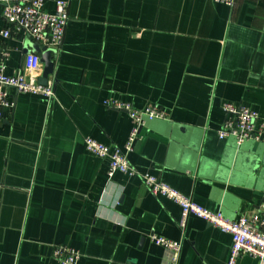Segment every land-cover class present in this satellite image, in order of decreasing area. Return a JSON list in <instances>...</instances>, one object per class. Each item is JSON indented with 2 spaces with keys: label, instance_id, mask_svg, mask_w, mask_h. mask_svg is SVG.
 Masks as SVG:
<instances>
[{
  "label": "crops",
  "instance_id": "obj_1",
  "mask_svg": "<svg viewBox=\"0 0 264 264\" xmlns=\"http://www.w3.org/2000/svg\"><path fill=\"white\" fill-rule=\"evenodd\" d=\"M54 12L56 0H45ZM63 45L49 82L56 96L9 87L0 121V264H61L55 245L80 251L77 264H175L152 240L182 243L176 264H227L230 233L154 195L140 176L115 172L86 149L90 136L123 149L133 122L108 107L117 97L166 117L140 130L132 166L230 219L264 203V139H221L223 100L264 117V0H69ZM7 22L0 6V31ZM24 34L0 44L5 72L39 82L42 53ZM39 66L37 70L35 67ZM237 264H258L249 256Z\"/></svg>",
  "mask_w": 264,
  "mask_h": 264
},
{
  "label": "built area",
  "instance_id": "obj_2",
  "mask_svg": "<svg viewBox=\"0 0 264 264\" xmlns=\"http://www.w3.org/2000/svg\"><path fill=\"white\" fill-rule=\"evenodd\" d=\"M232 4V0H215ZM45 0H0L2 15L7 27L0 31L4 38L12 34H24L35 42L54 50V60L63 45L66 27L70 19L69 0H56L54 12L44 11ZM11 52L0 44V121L6 110L13 109L15 102L11 99L8 88L13 87L18 92L40 95L51 101L55 98V88L48 81L46 85L34 81L27 73L5 72ZM39 66L35 67L37 70ZM113 109L123 110L130 115L133 127L123 149L111 147L90 136L85 138V146L91 154L106 159L109 162L108 176L115 172L140 176L145 186L156 196L172 199L181 207L179 227L184 230L188 217L195 215L206 220L211 225L230 233L233 238L231 254L227 264H237L239 257L246 254L264 264V203L251 214H243L238 219H230L220 211H212L195 202L163 182L157 176L148 172H139L128 159V154L134 150L135 143L140 138V130L148 121L166 117L165 110L156 104H149L144 109H138L130 102H124L117 97L105 101ZM221 108L225 114L223 126L218 130L221 139L233 138L237 146L248 141L260 142L264 139V117L244 103L223 100ZM152 240L163 246L171 254V261L177 263L182 243L163 236L153 235ZM52 256L61 264H77L81 258L79 250L65 244L55 245Z\"/></svg>",
  "mask_w": 264,
  "mask_h": 264
},
{
  "label": "water",
  "instance_id": "obj_3",
  "mask_svg": "<svg viewBox=\"0 0 264 264\" xmlns=\"http://www.w3.org/2000/svg\"><path fill=\"white\" fill-rule=\"evenodd\" d=\"M33 50L41 52V62L43 63V72L42 75L39 78V83L46 85L49 81V75H51L54 72L55 68V60H54V50L51 48H48L44 45H41L40 43L37 44H31ZM255 146L259 145V142L254 143Z\"/></svg>",
  "mask_w": 264,
  "mask_h": 264
}]
</instances>
